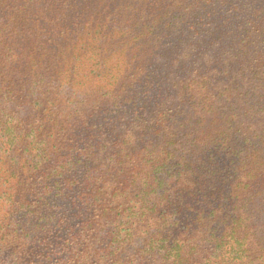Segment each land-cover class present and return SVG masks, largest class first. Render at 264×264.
<instances>
[{"label":"trees","instance_id":"obj_1","mask_svg":"<svg viewBox=\"0 0 264 264\" xmlns=\"http://www.w3.org/2000/svg\"><path fill=\"white\" fill-rule=\"evenodd\" d=\"M128 1L0 0V207L14 208L0 242L33 245L43 264H264V123L241 136L221 116L242 93L229 73L243 47L199 53L193 74L182 51L179 74L141 45L111 60L113 32L159 28L176 45L177 21ZM193 15L186 42L215 46L213 14ZM185 75L191 106L157 110Z\"/></svg>","mask_w":264,"mask_h":264},{"label":"rangeland","instance_id":"obj_2","mask_svg":"<svg viewBox=\"0 0 264 264\" xmlns=\"http://www.w3.org/2000/svg\"><path fill=\"white\" fill-rule=\"evenodd\" d=\"M127 5L133 4L137 8L141 6L136 0H129ZM147 3V2H146ZM145 3V4H146ZM126 4L122 6V11L127 7ZM152 8L158 15H163L172 21H177L176 35L172 37L176 45L174 47L168 46L167 48L161 46V41L164 38V32L159 31V28L155 29L148 37L142 36L143 31L138 27L135 32L130 34V37L122 35L112 36V49L106 53L107 57L111 60H123L126 55L127 47L131 45H141L149 48L148 53L157 54L164 60L171 62L172 68L179 74L177 64L175 62L176 54L179 51L187 54L186 64L188 65L187 71L193 74L196 69V58L199 53H206L209 58L218 59L221 56L222 51L228 45L242 46L239 51V58L231 64V71L229 73V79L233 83V93L239 96V92H242L239 97H236L237 105H221L225 114H222L223 122L228 124L230 121H235L234 125H237L240 130L236 131V134L241 136L248 135L251 129L264 123V0H157L152 2ZM206 10L209 14L214 16V25L217 27L218 42L215 46L210 45L205 40H190L191 35L185 33V24H192L194 19H197L193 13ZM199 16V15H198ZM203 16V15H202ZM114 19H111L113 23ZM182 26V28H180ZM225 29V31H223ZM231 29V30H229ZM113 30V27H112ZM153 30V29H152ZM230 32H229V31ZM170 35V34H168ZM185 35V37L183 36ZM132 37V39H131ZM136 37V39H135ZM178 40L179 42H177ZM221 58V57H220ZM223 58V57H222ZM232 62L234 56L227 53L223 60ZM221 61V60H220ZM219 61V62H220ZM218 63V62H215ZM85 66V64H81ZM127 68H124L126 70ZM189 75L182 76L181 79L185 80L184 85L187 87L181 91L172 88L168 92L171 93L172 98L168 100L167 96L161 99V102H157V110L163 111L164 109H170L173 104L171 102L181 101L186 108L191 106L195 96H193V87L188 82ZM85 80L86 83L95 85V78L88 77L80 80H75V86L72 88H85V83H79V81ZM237 88V89H236ZM190 99L188 103L185 102V98ZM241 109L239 108V106ZM230 107H234L239 116L234 118L231 114ZM156 112H152V116H157ZM190 118L187 120L189 121ZM233 145V143L229 144ZM211 151L219 154L224 153L226 148L216 149L214 145H210ZM228 146V143L226 147ZM205 154L208 155V149L202 148ZM14 208L0 207V218L2 215L10 214ZM16 215V212H15ZM12 216H14L12 214ZM15 217V216H14ZM8 218V216H7ZM14 221L7 220V230L12 231ZM4 223V222H3ZM6 223V222H5ZM8 232V233H9ZM10 236L0 242V264H29L31 260H40V253L38 250L30 244H22L20 247ZM40 264H43L40 260Z\"/></svg>","mask_w":264,"mask_h":264}]
</instances>
